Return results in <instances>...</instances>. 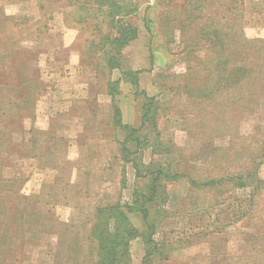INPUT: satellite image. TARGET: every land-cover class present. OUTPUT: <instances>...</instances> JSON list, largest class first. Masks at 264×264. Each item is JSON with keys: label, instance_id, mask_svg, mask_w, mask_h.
<instances>
[{"label": "rangeland", "instance_id": "374dc122", "mask_svg": "<svg viewBox=\"0 0 264 264\" xmlns=\"http://www.w3.org/2000/svg\"><path fill=\"white\" fill-rule=\"evenodd\" d=\"M117 2L0 0V264H96L141 195L134 264H264V0Z\"/></svg>", "mask_w": 264, "mask_h": 264}, {"label": "trees", "instance_id": "16d2710c", "mask_svg": "<svg viewBox=\"0 0 264 264\" xmlns=\"http://www.w3.org/2000/svg\"><path fill=\"white\" fill-rule=\"evenodd\" d=\"M96 1L100 6L102 5L108 6L109 8L108 15L111 21H113L115 16L119 15V11H118L119 6H115V3H118L117 0H114V2H110V3H107L106 0L105 1L96 0ZM115 7L117 9H115ZM130 11L128 13H130ZM117 27H118V30H116L117 35L110 40L119 42V46H123L128 41L136 37V32L134 29L130 32L129 36L121 37L122 32L120 31L122 27L120 25ZM134 71L136 70H131L130 72H132V74H135ZM128 72L127 75L129 74ZM125 79L126 76H123L122 80ZM116 115H119V110L116 111ZM131 132L134 131L132 130ZM128 137H131L130 134H128L127 136V140H130L128 139ZM133 139L136 144L139 143V141L137 140L138 139L137 135L133 136ZM154 188L155 187L152 186V189ZM148 200L149 199L147 197H143V195H141L140 198L134 199L133 206L131 204H128V202H126L125 204L117 203L116 206L112 208L114 211H117L119 216L118 220L120 224L116 228H114V230L111 232H109V230L103 231L104 235L102 236V238H100V241L96 247L98 250H101L100 260L96 264H132L129 258V249L127 248V245H128V239H130L131 237L133 238L135 236V231H133V229L130 227V222L124 221V219L127 220L125 211L127 210L130 213L133 212L135 215L136 214L139 215L141 221L143 222L144 227H146V229L151 228L150 225L152 224H150L151 222L148 220V217L150 215V209L147 205ZM123 207H126L125 211L122 209ZM107 235H109V237H107Z\"/></svg>", "mask_w": 264, "mask_h": 264}, {"label": "crops", "instance_id": "0c3cea01", "mask_svg": "<svg viewBox=\"0 0 264 264\" xmlns=\"http://www.w3.org/2000/svg\"><path fill=\"white\" fill-rule=\"evenodd\" d=\"M145 54H146V56L147 57H145ZM144 54V60H143V63H142V66H139L138 65V63L136 62V59H135V57L132 55V57H131V62H132V67H131V69L132 70H136V69H139V68H136V67H145L147 64L145 63V62H149V60H150V54H149V52H148V48H147V52ZM149 55V56H148ZM146 58V59H145ZM132 264H134L133 262H132ZM139 264H142V258L140 259V262H139Z\"/></svg>", "mask_w": 264, "mask_h": 264}]
</instances>
